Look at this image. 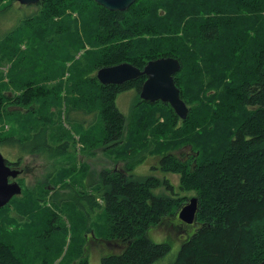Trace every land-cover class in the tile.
Masks as SVG:
<instances>
[{
	"label": "trees",
	"instance_id": "16d2710c",
	"mask_svg": "<svg viewBox=\"0 0 264 264\" xmlns=\"http://www.w3.org/2000/svg\"><path fill=\"white\" fill-rule=\"evenodd\" d=\"M37 7L39 12L21 27L0 37V124L16 126L11 133L0 132V146L23 149L36 142L34 153L51 159L70 156L74 139L63 125L64 112L77 116L100 112L103 124L99 129L97 125L90 128L91 139L95 131L100 142L113 144V153L129 170L136 169L146 153L161 158L159 172L178 170L180 190L199 199L195 224H180L194 231L173 264L262 263L264 0H137L126 12L109 11L94 0H44ZM87 46L102 50L97 54L87 51L76 59ZM170 57L182 64L175 82L190 109L187 120H182L170 104H152L141 97L127 119L117 108V99L131 90L140 94L147 78L123 85H103L97 78L102 68L131 64L143 71L149 62ZM47 59L52 64L70 61L81 77L59 83L67 85L65 96L56 87L37 85V81H54L39 70ZM94 59L104 61L90 73L87 69ZM12 89L17 96H12ZM68 121L79 122L75 115ZM16 129L35 133L19 140L15 139ZM63 132L65 140L60 137ZM81 140L87 139L82 135ZM176 149L181 151L180 157L169 154ZM99 179L92 185L97 186L95 195L78 193L75 201L106 215L107 227L96 229L100 236L96 239L120 242L122 253L104 257L102 264H156L164 259L171 247L153 243L149 230L173 221L188 196L177 199L171 181L157 177L135 180V174L128 170H105ZM46 194L43 186L27 191L19 218L12 219L19 224L33 214L35 219L29 221L37 225L41 215V223L47 221L50 229L40 233V239L45 241V237L48 242H34L52 247L40 248V259L39 250L33 248L32 254L27 250L33 246L29 234L34 227L19 228L9 238L3 236L2 229L0 264H30L28 260L50 264L55 255H61L67 244L65 237L56 239L53 235L51 215L33 213ZM67 200L58 193L51 197L60 207H66ZM87 217L78 222L87 224L86 231H73L68 249L71 258H83L79 264H89L88 250L79 248L92 229L90 214ZM178 229L181 234L189 232Z\"/></svg>",
	"mask_w": 264,
	"mask_h": 264
},
{
	"label": "rangeland",
	"instance_id": "374dc122",
	"mask_svg": "<svg viewBox=\"0 0 264 264\" xmlns=\"http://www.w3.org/2000/svg\"><path fill=\"white\" fill-rule=\"evenodd\" d=\"M1 10H4L0 13V37H3L5 36V34L14 30L15 28L21 27L25 23L26 19L28 20L29 18L37 14L39 12V7H37V5L23 6L20 3L12 0H0V11ZM25 48L26 46L23 45L22 49L25 50ZM101 50L98 47L93 50H90V47L87 46L85 50L81 51L76 56V59H79L81 56H85L87 51L88 53L97 54L101 52ZM64 55L68 56V53ZM91 59L93 58L91 57ZM103 61L104 60L100 59H97V61H95L94 59L92 61V67L87 70L92 73L94 69ZM51 64L52 61H49L47 59L43 64H41L39 70L42 75L54 78V81H48V84L37 81V85L56 87V90L59 93H64L63 96H65L67 94V85L65 84L67 82H73L74 79L81 77L79 73L72 67L73 63H71L70 61H66L61 64ZM49 65L51 66L48 68ZM9 68L10 64L7 65L3 69V71L7 72ZM61 82H64L65 84H59ZM10 92L12 96L18 95V93L13 89ZM63 96L62 99L65 100ZM139 97L140 94L136 90H131L119 95L117 99V108L119 109V111H121L122 114L126 116L127 119L132 115ZM18 110L19 109H13V111L15 112H17ZM20 111L22 113H26L25 109H22ZM73 115L78 118L79 122L71 123L68 121V117H72ZM62 122L64 127L67 129L68 132L71 133V136L74 139V141L71 143L70 148L71 157L68 154L66 157L60 159H51L50 156L47 154L34 153L32 152V150L36 142L34 144L31 143L30 147H25L23 149L12 145L0 146V152L5 157V159L10 161L14 167H18L19 170L22 169L24 171V174H22L16 180V182H18L20 186L24 187L22 189V194L20 196L14 197V200L12 199L13 202L11 201L10 204L6 206V208L0 211V230H5V234L3 236H5V238H9V234H13L19 228H22L24 231L27 230L28 226L34 227L33 232L29 234L30 236H33V246L28 248L27 250H29L30 253L34 251L33 248H35L37 252L39 250L41 252L40 259H43L41 249L48 250L50 247H52V245L49 244V246H41L38 242H34V240L39 239L41 241L40 233L45 232V229H50L48 222L46 221L45 223H41L42 217L40 215L37 225H33V223L29 221V219H35H33V217L36 216H34L33 214H29L26 217V220L19 224L15 223L12 219V216H14L15 219L19 218V209L22 206V202L28 198L27 196H25L27 191L36 190L41 186L44 187V189L47 191V194L45 196L43 195V198H41L37 206L36 204L34 205V207H36L33 209V213H49L52 218V226L54 227L53 235H55L56 239L65 237L63 238V241L66 242V247L63 249L60 256H54V259L50 264H79L81 262L83 258H71V256H69L68 254V249L73 237L72 232L74 231L79 234L81 229L84 230L87 225L85 223L78 224L79 220L82 221L81 217L88 219L87 216L89 214V221L92 224L89 227H92V229H90L89 232L87 231V233L83 237L84 241L87 242L84 244V242L80 241L79 244L80 249L83 250L84 248V250H88L87 254L89 264H102V259L104 257L122 253L123 249L119 248L120 242L115 241V244L110 242V246H104L102 240L96 239L99 236L96 232V229L98 227H104V229L105 227H107V217L106 215H103L101 209L93 212L88 209V207L84 208L82 206L77 205V201H75V198H77L76 196L78 193L83 195L96 194L97 186L92 188V185L94 183L96 184L99 182V177L103 176V171L105 170L118 172H126L128 170L131 172V174H135V180H146L152 177H157L158 179L160 178L163 181V175L165 174L166 176H168V180L171 181V184L174 186L175 192H177L175 198L181 199L182 197L188 196L189 199L185 203L186 205L191 198L196 197L194 193L185 194L180 190L179 187L181 177L178 174L180 173L178 170H176L177 173H169V171L163 170L159 172L153 169L158 162L160 163L161 158L156 156H149L146 153V159L141 164H139L136 169L129 170V167L126 166V163L118 159L117 156L113 153V144H109L108 141L107 143L100 142V135L99 133L96 134L95 131H93L94 136L93 139H91L90 128L92 126L95 127L97 125L99 129L100 124H103L100 112L98 114L93 113L89 115L78 114L77 116L74 113L68 114L65 111ZM160 122L164 123V118H161ZM78 126L83 127L84 130L83 128H79V130L77 131L75 127ZM15 128L16 126L14 124H0V132L3 134L11 133V129L13 130ZM16 130L18 132V129ZM29 132L33 134L35 133V131H32L30 129L28 131L20 130L18 133L14 131L15 136L17 135L15 139L22 140L23 137L21 136H28ZM62 134L63 135L60 136L62 137L61 140H65L66 138H63L66 137L64 136V132ZM82 135H84L87 139L84 142H82L81 140ZM57 140L59 142V137L57 138ZM186 152L187 150L184 151V153ZM172 153L177 157H180L182 155L181 151L178 149L170 151L169 154ZM55 193L62 195L64 199H68L66 202V207H60L59 205L51 201V197ZM98 202L103 204L102 200L100 199H98ZM178 217L175 218L173 221H166L165 225H154L149 230L148 236L153 243L166 244L171 247L170 252L164 257V259H162L156 264H173L174 261L178 258L182 244L194 231V228L192 230L189 227L183 229V227L178 224ZM177 227L184 232L187 230L189 232L181 234L179 233V229L177 230ZM36 232L39 233L35 235ZM44 240L45 241L41 242H48L45 237ZM57 242L58 240H55V246ZM23 253L29 254V252H26L25 250H23ZM85 253L86 252L83 251L84 257ZM35 254L39 256L40 253H34V255ZM28 261L30 264L35 262L36 264H41V262H43V260L41 262H34L32 260Z\"/></svg>",
	"mask_w": 264,
	"mask_h": 264
},
{
	"label": "water",
	"instance_id": "95a60500",
	"mask_svg": "<svg viewBox=\"0 0 264 264\" xmlns=\"http://www.w3.org/2000/svg\"><path fill=\"white\" fill-rule=\"evenodd\" d=\"M21 5H36L44 0H15ZM98 5L112 12H126L137 0H94ZM181 71V64L175 58H161L151 61L143 71L131 64H120L102 68L97 78L103 85H123L130 81L146 77L140 97L143 101L170 104L176 114L186 120L189 110L181 99V93L175 82V75ZM21 172L13 171L6 165V160L0 153V209L7 206L14 197L22 194V187L16 182ZM11 179L14 182H10ZM10 180V181H9ZM199 213V199L193 197L181 209L179 218L187 225L196 222ZM260 264H264V261Z\"/></svg>",
	"mask_w": 264,
	"mask_h": 264
},
{
	"label": "flooded vegetation",
	"instance_id": "af4514ba",
	"mask_svg": "<svg viewBox=\"0 0 264 264\" xmlns=\"http://www.w3.org/2000/svg\"><path fill=\"white\" fill-rule=\"evenodd\" d=\"M159 163V162H158ZM157 163V165L154 167V168H157V170L159 171V164ZM11 167H12V169H14V170H19V168L18 167H14L13 166V164L10 162V164H9ZM21 173H20V175H19V177L22 175V174H24V171L21 169V170H19ZM163 177H164V181H166V180H168V176H166L165 174L163 175ZM177 194V192H175L174 193V196ZM181 210V209H180ZM179 210V211H180ZM177 213H179V212H177ZM179 215L177 214L176 215V218L178 217ZM181 220L179 219V217H178V224H181ZM183 223V222H182ZM184 225H186V226H192V225H187V224H185V223H183ZM110 242H103V245L104 246H110ZM118 248V247H117Z\"/></svg>",
	"mask_w": 264,
	"mask_h": 264
},
{
	"label": "bare ground",
	"instance_id": "6f19581e",
	"mask_svg": "<svg viewBox=\"0 0 264 264\" xmlns=\"http://www.w3.org/2000/svg\"><path fill=\"white\" fill-rule=\"evenodd\" d=\"M136 2H137V1H136ZM18 3H19V2H18ZM36 5H37V4H36ZM23 6H24V5H23ZM131 7H132V6H131ZM131 7H130V8H131ZM130 8H129V9H130ZM129 9H128V10H129ZM177 60H178V59H177ZM154 61H156V60H154ZM178 61H179V63L181 64L180 60H178ZM149 63H150V62H149ZM149 63H148V64H149ZM148 64H147V65H148ZM147 65H146V66H147ZM146 66H145V67H146ZM136 68H137V67H136ZM181 69H182V64H181ZM177 74H178V73H177ZM177 74H176V75H177ZM176 75H175V76H176ZM178 89H179V88H178ZM179 90H180V89H179ZM180 93H181V90H180ZM181 99H182V98H181ZM182 100H183V99H182ZM183 101H184V100H183ZM159 102H160V101H159ZM184 102H185V101H184ZM156 103H157V102H156ZM185 104L187 105L186 102H185ZM170 106H171V105H170ZM187 108H188V110H189V114H190V109H189L188 105H187ZM189 114H188V116H189ZM186 120H187V119H186ZM0 153H1V152H0ZM1 154H2V153H1ZM3 157H4V156H3ZM4 159H5V157H4ZM5 160H6V159H5ZM9 164H10V161L6 160V165H7L11 170L14 171V169H12V167H11ZM15 171H19V170H15ZM19 172H20V171H19ZM9 181H10V180H9ZM11 181L14 182L13 179H11ZM11 181H10V182H11ZM179 213H180V212H179ZM178 215H179V214H178ZM197 215H198V214H197Z\"/></svg>",
	"mask_w": 264,
	"mask_h": 264
}]
</instances>
